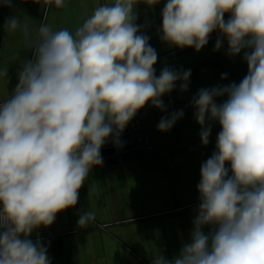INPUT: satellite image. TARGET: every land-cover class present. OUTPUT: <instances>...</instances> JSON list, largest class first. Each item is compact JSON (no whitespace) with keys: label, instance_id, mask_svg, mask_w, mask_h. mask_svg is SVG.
<instances>
[{"label":"clouds","instance_id":"1","mask_svg":"<svg viewBox=\"0 0 264 264\" xmlns=\"http://www.w3.org/2000/svg\"><path fill=\"white\" fill-rule=\"evenodd\" d=\"M138 2L101 4L74 33L5 19L4 32H20L32 57L0 103V264H51L47 246L30 239L33 231L76 206L93 168L104 164L102 147L109 139L122 146L121 134L141 109L167 112L162 97L177 84L188 91L191 69L165 66L156 74L158 54L135 22ZM45 4L63 8L65 0ZM13 5L0 0V7ZM161 16L163 43L199 52L216 32L215 50L226 40L228 56L243 53L247 75L192 97L201 144H209L212 123L221 131L200 167L189 242L171 260L158 251L152 264H264V0H166ZM0 77L9 79L7 69ZM184 114L163 116L157 129L170 131ZM94 221L88 209L77 226Z\"/></svg>","mask_w":264,"mask_h":264},{"label":"crops","instance_id":"2","mask_svg":"<svg viewBox=\"0 0 264 264\" xmlns=\"http://www.w3.org/2000/svg\"><path fill=\"white\" fill-rule=\"evenodd\" d=\"M105 3L112 4L114 0H65L63 8L54 4L49 7L45 0H14L12 8L0 7V71L7 69L9 77H0V103L11 96L17 71L32 57L20 32H4L7 17L16 15L30 27L45 23L53 30L66 28L74 33L95 7ZM165 3L160 0L149 6L139 0L134 8L135 22L150 37L149 43L158 54L156 74L165 66L191 69L189 89L181 92L177 84L173 92L162 97L167 112L148 104L127 125L130 138L122 140V146L136 144V135H144V158H104L103 166L93 168L80 189L76 206L57 213L50 226L33 231L30 239L47 246L51 264H152L158 251L171 260L189 242L199 207L200 167L215 151L221 131L218 122L212 123L210 142L203 146L190 101L201 88L239 84L247 75V63L242 59L243 53L236 57L227 55L226 40L216 51V32L199 52L163 43L159 29ZM224 73L228 74L227 79L222 80ZM224 99L218 98L217 103ZM180 109L185 114L170 131L157 129L163 116ZM148 145L152 151L146 149ZM88 209L95 213V221L80 228L79 215ZM208 230L205 227V233Z\"/></svg>","mask_w":264,"mask_h":264},{"label":"water","instance_id":"3","mask_svg":"<svg viewBox=\"0 0 264 264\" xmlns=\"http://www.w3.org/2000/svg\"><path fill=\"white\" fill-rule=\"evenodd\" d=\"M130 138L129 129L125 128L121 134L120 140ZM103 158H110L119 156L123 160L140 159L145 157V152L136 144L114 146L111 139H109L101 149Z\"/></svg>","mask_w":264,"mask_h":264},{"label":"built area","instance_id":"4","mask_svg":"<svg viewBox=\"0 0 264 264\" xmlns=\"http://www.w3.org/2000/svg\"><path fill=\"white\" fill-rule=\"evenodd\" d=\"M136 139H135V143H136V145H138L140 148L143 146V144H144V142H145V136L144 135H142V134H137L136 135V137H135ZM146 149L148 150V151H152L153 150V148H152V146H150V145H148L147 147H146Z\"/></svg>","mask_w":264,"mask_h":264}]
</instances>
